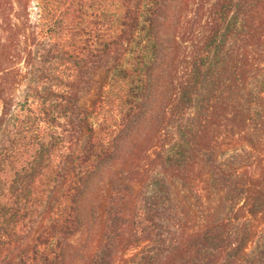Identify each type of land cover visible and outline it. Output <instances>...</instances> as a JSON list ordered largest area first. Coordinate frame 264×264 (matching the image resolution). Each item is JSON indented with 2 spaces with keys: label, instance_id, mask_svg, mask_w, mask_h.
Returning a JSON list of instances; mask_svg holds the SVG:
<instances>
[{
  "label": "trees",
  "instance_id": "trees-1",
  "mask_svg": "<svg viewBox=\"0 0 264 264\" xmlns=\"http://www.w3.org/2000/svg\"><path fill=\"white\" fill-rule=\"evenodd\" d=\"M188 4L0 0V264H264V0Z\"/></svg>",
  "mask_w": 264,
  "mask_h": 264
},
{
  "label": "rangeland",
  "instance_id": "rangeland-1",
  "mask_svg": "<svg viewBox=\"0 0 264 264\" xmlns=\"http://www.w3.org/2000/svg\"><path fill=\"white\" fill-rule=\"evenodd\" d=\"M193 1L194 0H188V5L189 7L191 8L193 6ZM183 4L185 5V2L183 1ZM187 7V6H185ZM180 9L181 6H180ZM185 13V12H189L188 10H186L185 8L182 9ZM38 10L37 9H34L32 11V21H33V24H37V21L39 22L38 20V14H37ZM38 26L40 28V30H42V34L44 35V30H45V27H46V23L44 22H39L38 23ZM167 35L168 37L170 38H174L175 35L177 36V34L179 33V29H178V25L177 24H172L171 26H169L167 28ZM44 41H46L47 39L44 37L43 38ZM183 40V39H182ZM181 39H179V37L177 38L176 40V43H175V55L176 53L178 52V54H181L184 52L185 48H184V41H182ZM36 52H37V55L38 54V48H36ZM172 57H174L173 55L171 56V61L169 62L170 64H172ZM172 70L173 71H176L177 70V66H173L172 67ZM163 79H165L166 82H168V80L170 79V76H168L167 74L163 77ZM32 78H30L27 82H25V85L26 83H29V81H31ZM25 85H23L21 87V91H20V95H23L26 91V87ZM93 94L91 93L90 95L86 96L85 98V101L88 105H90L91 101H92V96ZM221 125L218 128V130H220L221 132V135L219 137V139H222L223 140V148L224 149H227L228 151H232L233 149L235 148H238V147H242L243 145H245V140H244V137L243 135H239V134H234L232 135L230 129L232 128V123L229 122L227 119H223L222 123H220ZM229 125V126H228ZM228 136V137H227ZM245 169H248L249 171H252L254 173H256V175H263L264 174V148L263 150H261L260 154H259V157L257 158V162L251 166H247L245 167ZM198 182V181H197ZM203 187V184L201 182L198 183V188L201 190V188ZM202 191V190H201ZM204 192L202 191V194Z\"/></svg>",
  "mask_w": 264,
  "mask_h": 264
}]
</instances>
